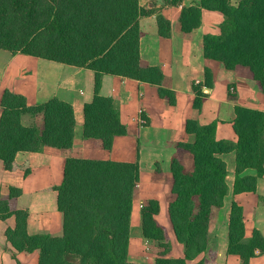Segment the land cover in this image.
<instances>
[{
	"label": "trees",
	"instance_id": "1",
	"mask_svg": "<svg viewBox=\"0 0 264 264\" xmlns=\"http://www.w3.org/2000/svg\"><path fill=\"white\" fill-rule=\"evenodd\" d=\"M163 7L181 5L183 0H162ZM199 6L184 7L181 26L191 33L201 26L203 10L222 14L219 35H206L204 57L218 61L238 76L255 82L264 94V0H198ZM157 14L159 35L171 36V24L158 11L147 10L140 0H0V50L92 70L95 92L84 108L83 135L112 149L113 140L128 133L121 123L120 107L113 98L100 95L104 75H113L157 87L161 98L176 104L174 91L163 87L159 67L143 62L139 20ZM213 87L212 72L205 70L204 84L193 86L194 108L201 112L207 99L203 88ZM234 131L237 142L216 138L218 123L186 124L192 143H179L164 177L173 196L169 216L184 258L171 259L166 229L156 221L159 203L150 201L142 211L145 238L163 249L153 264H188L207 252L212 214L229 193L227 164L222 155H236L234 193L255 192L264 175V112L241 107L237 97ZM0 161L5 170L28 166L16 162L19 152L40 153L46 148L67 150L73 146L76 119L71 104L57 98L29 106L24 96L5 91L0 102ZM248 169L257 176L242 177ZM159 173V172H158ZM140 181L137 163H118L67 158L64 180L56 188L58 209L63 216L62 235L28 233L27 210L17 208L21 190L10 188L0 197V220L15 218L6 231L15 252H39L38 264H137L129 260L133 197ZM230 255L240 264L264 253V237L255 231L245 238L242 208L234 202L229 225ZM215 253L197 264H212Z\"/></svg>",
	"mask_w": 264,
	"mask_h": 264
},
{
	"label": "crops",
	"instance_id": "2",
	"mask_svg": "<svg viewBox=\"0 0 264 264\" xmlns=\"http://www.w3.org/2000/svg\"><path fill=\"white\" fill-rule=\"evenodd\" d=\"M140 5L147 10L161 9L171 24V36L164 38L159 35L156 13L141 18L140 54L145 64L162 70L163 87L175 92L176 104L170 105L159 96L157 87L148 83L104 75L100 95L118 102L121 123L128 130L127 135L116 137L112 149L107 151L100 141L85 139L83 135L84 108L92 102L95 92V73L92 70L0 50V102L5 91L24 96L29 106L57 98L72 105L76 119L75 138L70 149L46 148L40 153L19 152L16 155L18 165L30 168L29 175H25L22 169L7 171L0 161V197L7 196L10 188L20 189L22 193L17 200V208L29 213L28 233L48 232L59 237L62 235L63 216L58 209L56 188L64 180L67 158L137 163L140 181L133 197L129 260L137 264H153L161 249L156 242L145 238L142 227V211L150 201L159 203V214L155 218L170 238L168 257L184 258V247L175 238L169 216L173 196L164 177L171 172L176 145L194 141V136L187 132V121L195 120L201 126L217 122L216 138L236 143L233 127L235 104L230 101V94L237 97L239 106L261 112H264V94L255 82L238 76L221 62L204 57V38L220 34L221 13L203 10L201 26L191 33H184L182 9L199 6L198 0H183L181 5L167 7H163L162 0H140ZM206 69L212 72L213 87L203 88L207 99L202 111L198 112L194 108L193 86L204 84ZM1 114L0 107V118ZM142 115L145 124L141 122ZM222 158L227 164L229 193L223 206L213 211L207 252L188 264H197L208 258L210 251L216 256L212 264L241 263L239 256L228 253L234 202L243 210L245 238L250 239L255 231L264 237V175L258 177L255 192L235 194L236 155L232 152L222 155ZM257 175L256 170L248 169L241 176ZM15 223L14 217L0 220V264H38V251L15 252L7 241L6 231L14 228ZM250 264H264V253L251 259Z\"/></svg>",
	"mask_w": 264,
	"mask_h": 264
},
{
	"label": "built area",
	"instance_id": "3",
	"mask_svg": "<svg viewBox=\"0 0 264 264\" xmlns=\"http://www.w3.org/2000/svg\"><path fill=\"white\" fill-rule=\"evenodd\" d=\"M141 117H142V118H141V122H142L143 124H145V123H146V120H145L144 116L142 115Z\"/></svg>",
	"mask_w": 264,
	"mask_h": 264
},
{
	"label": "rangeland",
	"instance_id": "4",
	"mask_svg": "<svg viewBox=\"0 0 264 264\" xmlns=\"http://www.w3.org/2000/svg\"><path fill=\"white\" fill-rule=\"evenodd\" d=\"M234 1V3H236L237 2V0H233ZM157 245H158V243H157ZM159 246V245H158ZM161 249V248H160ZM161 251H163V249H161ZM160 254V253H159Z\"/></svg>",
	"mask_w": 264,
	"mask_h": 264
}]
</instances>
